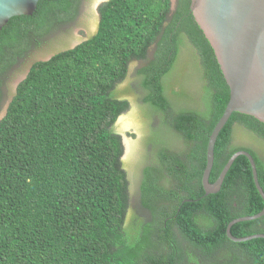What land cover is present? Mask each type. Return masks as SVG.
<instances>
[{
  "label": "trees",
  "instance_id": "trees-1",
  "mask_svg": "<svg viewBox=\"0 0 264 264\" xmlns=\"http://www.w3.org/2000/svg\"><path fill=\"white\" fill-rule=\"evenodd\" d=\"M82 6L44 0L9 21L0 32V99L7 73ZM100 15L92 38L33 64L0 122V264H202L195 250L217 264H264L263 238L236 243L226 233L264 208L248 158L235 161L218 194L203 189L230 88L191 0L174 10L172 0H109ZM135 60L146 62L134 81L165 129L147 140L154 161L140 173L147 223L128 216L124 147L113 129L129 108L117 84ZM242 150L264 189V123L238 112L219 135L210 181ZM260 233L264 217L232 227L236 237Z\"/></svg>",
  "mask_w": 264,
  "mask_h": 264
},
{
  "label": "water",
  "instance_id": "water-1",
  "mask_svg": "<svg viewBox=\"0 0 264 264\" xmlns=\"http://www.w3.org/2000/svg\"><path fill=\"white\" fill-rule=\"evenodd\" d=\"M40 1L44 0H0V32L12 18L32 16ZM176 1L172 0L173 10L176 8ZM191 11L213 47L230 88V100L211 133L207 146L206 167L202 176L205 196L218 194L235 161L240 156H245L251 164L255 186L264 200V189L259 180L256 161L248 151L242 150L233 154L216 181H210L215 165L217 140L232 115L238 112L264 123V0H191ZM55 55L40 60L49 61ZM118 120L122 122L124 117H119ZM131 126L123 128L128 129ZM263 217L264 208L253 216L232 220L227 227V236L236 243L264 239V233L246 237H236L232 234L235 224L257 221Z\"/></svg>",
  "mask_w": 264,
  "mask_h": 264
},
{
  "label": "rangeland",
  "instance_id": "rangeland-1",
  "mask_svg": "<svg viewBox=\"0 0 264 264\" xmlns=\"http://www.w3.org/2000/svg\"><path fill=\"white\" fill-rule=\"evenodd\" d=\"M109 0H83V9L80 11L78 17L71 23L65 24L64 26H61L56 29V32L50 36L45 42H43L42 46L37 49L34 53H31L28 55L25 59H22L15 67H13L6 75L5 83L3 85L2 90L4 91V94L7 95L9 93L10 85L13 87V81L18 73L24 66H26V63L29 59L33 58H47L48 56L54 54L50 53L48 55V50L53 49L54 47L58 46L62 42L66 41L68 37L76 40H86L94 36L97 32V26L100 21V8ZM176 7V4H175ZM93 31L89 32L91 28H93ZM88 32V35L86 32ZM91 34V37L89 35ZM153 54V53H151ZM44 58V59H45ZM38 59V60H39ZM145 61H133L130 65V71L126 79L119 82L117 84V89H119L123 95H121V99L128 100L129 102V108L125 113H123L121 117H124V120L121 122L119 120L116 121V123L113 126V129L115 130L116 134H118L121 137L122 144L124 146V151L121 156L122 161V167L125 170L126 168H135V174L134 177L138 182V175H141V169L145 168L144 164L143 166H140V164H137L136 162H132L133 158L135 156L130 157L128 161L127 154V145L126 142L129 141L131 144L130 146H133V143L136 141L139 143V147L141 148L142 152L146 151L148 152H154V146L152 144L148 145L147 140L149 139L146 135L149 133V135L154 133L153 131L159 130L160 127V120L157 115L153 116L150 115V107L148 105H145L144 103V96L146 94L145 90H143L140 86H138V83H136L134 80L137 77L138 70L140 69L143 64H145ZM16 91V90H14ZM17 93V92H16ZM4 96V101L7 103L9 100L8 98ZM10 95V93H9ZM8 95V96H9ZM155 115V114H154ZM119 119V118H118ZM126 121L131 122V128L125 129L124 123ZM133 123V124H132ZM137 124L138 129H132L133 126ZM136 132L140 133L141 135L138 137ZM152 145V146H150ZM262 154V152H260ZM135 155V154H134ZM140 163V162H139ZM130 178H128L129 180ZM128 190H130V184L128 186ZM134 196L132 197L131 190L128 192V214L134 215L139 212V203L134 201ZM193 264H199V263H193Z\"/></svg>",
  "mask_w": 264,
  "mask_h": 264
},
{
  "label": "flooded vegetation",
  "instance_id": "flooded-vegetation-1",
  "mask_svg": "<svg viewBox=\"0 0 264 264\" xmlns=\"http://www.w3.org/2000/svg\"><path fill=\"white\" fill-rule=\"evenodd\" d=\"M175 4H177V1H176ZM82 9H83V6L81 7V10ZM99 24H100V21L98 23L97 29H99ZM93 29H94V27L91 28V29H89L90 30L89 32L93 31ZM85 32L88 35V32L87 31H85ZM89 37H91V34L89 35ZM87 40L88 39L82 40V41H80V40L78 41L76 39H72V38L68 37L66 41L62 42L61 44H59L58 46L54 47L53 49L48 50V52H49L48 55H50L51 52L54 53L52 55H55V54H58L60 52H64V51L70 50V49L76 47L79 43H83V42H85ZM34 52H35V49L31 53H34ZM38 59L39 58L29 59L28 62L26 63V66H24L20 71H18V73L16 74V76L14 78V81H13V87L14 88H12V85H10V89H9L10 95H9V93L7 95L4 94L8 98L9 101L7 103H5L6 100L4 101V99H5L4 97L2 99H0V122L4 119V117H5L4 115L8 111V108H9V106H10L13 98L16 95V92H17V89H18V86H19V83L18 82L24 76H27V74H28L29 70L31 69V67L33 66V64L36 61H39L40 60V59L39 60ZM14 90H16V91H14ZM132 129H135V130L138 129L137 128V124L135 126H133ZM159 130L161 132L165 133V129H162V128L159 127ZM153 132H155V130ZM149 133L146 135L148 138L151 136V134L149 135ZM136 134H137L138 137L141 135L138 132H136ZM150 146H152V145H150ZM129 153H130V155L128 156L129 157L128 158V161H129L130 157L133 158L132 156H135L133 158V160H131V163L134 161L137 164H140V166H143L144 162L147 160L145 162V164H144V167L147 166V165H149V164H151V165L153 164V161H154L153 160V158H154L153 155H154L155 152H152L151 153V152L146 151V154H145V152H142L141 151V148L139 147V143L137 141L135 143H133V146H131V150H130ZM129 153H127V154H129ZM143 169L144 168L141 169V172H142ZM125 171H126V175H127V180H128V178H130L128 180V183L130 184V188H131L130 190H131L132 197L134 196L135 197L134 198V201L138 202L139 205H140L139 206V209H138L139 212H137V214H134V217L136 219H139V220L142 219V221L145 220V222L147 223V221H151L152 216L147 212L146 209H143L142 204L140 203L141 202V199H142V193H141L142 174L141 175H138V182H137V180L134 177L135 168H132V167L131 168H126ZM161 182H162L163 185H166V186H168V183L170 184V181L168 179L163 180ZM160 206H161V209H163V211L166 212V209H168L169 204L167 202L162 201V203H161ZM128 216L131 217L132 215L131 214L130 215L128 214ZM169 219H171V217H169L168 220ZM165 226H167L166 223H165ZM178 243H180V242H178ZM187 246L188 245H185V244H182L181 243V245L179 246V248L181 247V249L188 250ZM194 252H195V254H192V256L194 257V259H198V262H199L198 256L200 255L203 258V261L205 260L202 264H217V261H216V258L215 257L214 258H211V259H205L203 254H200V253L197 254V251L196 250ZM218 256H220V255H218ZM218 256H216V257H218Z\"/></svg>",
  "mask_w": 264,
  "mask_h": 264
},
{
  "label": "bare ground",
  "instance_id": "bare-ground-1",
  "mask_svg": "<svg viewBox=\"0 0 264 264\" xmlns=\"http://www.w3.org/2000/svg\"><path fill=\"white\" fill-rule=\"evenodd\" d=\"M131 126V122L130 121H126L125 123H124V127L125 128H127V127H130ZM127 144V153H129L130 152V150H131V146L129 145V143H126Z\"/></svg>",
  "mask_w": 264,
  "mask_h": 264
}]
</instances>
